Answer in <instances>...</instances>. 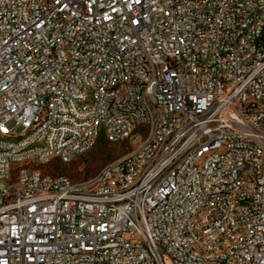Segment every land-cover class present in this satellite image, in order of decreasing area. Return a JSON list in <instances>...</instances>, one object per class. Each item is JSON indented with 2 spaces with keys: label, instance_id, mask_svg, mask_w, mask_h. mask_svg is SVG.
Segmentation results:
<instances>
[{
  "label": "built area",
  "instance_id": "2783aa9c",
  "mask_svg": "<svg viewBox=\"0 0 264 264\" xmlns=\"http://www.w3.org/2000/svg\"><path fill=\"white\" fill-rule=\"evenodd\" d=\"M0 264H264V0H0Z\"/></svg>",
  "mask_w": 264,
  "mask_h": 264
},
{
  "label": "rangeland",
  "instance_id": "374dc122",
  "mask_svg": "<svg viewBox=\"0 0 264 264\" xmlns=\"http://www.w3.org/2000/svg\"><path fill=\"white\" fill-rule=\"evenodd\" d=\"M21 128L17 129V133ZM138 137L119 143H107L101 139L88 153L69 164L52 161L47 165L35 167L42 174L57 177L64 176L72 182H82L96 176L107 165L132 154L140 146Z\"/></svg>",
  "mask_w": 264,
  "mask_h": 264
}]
</instances>
